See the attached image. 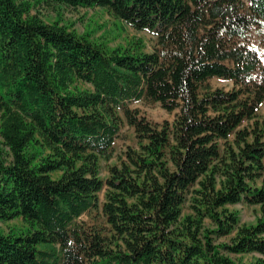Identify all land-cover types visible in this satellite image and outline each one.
<instances>
[{"label":"trees","instance_id":"16d2710c","mask_svg":"<svg viewBox=\"0 0 264 264\" xmlns=\"http://www.w3.org/2000/svg\"><path fill=\"white\" fill-rule=\"evenodd\" d=\"M41 4L105 9L156 46L110 48ZM263 104L264 0H0V221L25 225L0 231V264H264ZM124 120L137 145L103 180ZM104 188L106 232L82 220Z\"/></svg>","mask_w":264,"mask_h":264},{"label":"rangeland","instance_id":"374dc122","mask_svg":"<svg viewBox=\"0 0 264 264\" xmlns=\"http://www.w3.org/2000/svg\"><path fill=\"white\" fill-rule=\"evenodd\" d=\"M32 13H38L46 22L59 21L70 30L79 35H87L91 40L103 42L112 48L118 45H125L133 37L141 38L144 42V50L151 52L156 46V37L146 31H137L132 27L121 23L109 12L102 8H70L48 6L41 4L32 9ZM212 88H223L226 90L234 88L232 80L223 78H213L208 81ZM77 86L81 89L90 88L89 85L78 82ZM130 109H137L141 115L145 116L154 125L162 124L164 121L172 122L175 119L176 111L168 112L160 103H149L145 100L129 103ZM259 119L264 122V104L259 111ZM137 140L132 127L123 121L120 136L114 143V154L109 160H101L100 175L105 180L109 175V167L119 163L121 157L128 146L136 147ZM8 149L2 144L0 137V159L8 158ZM105 188L98 194V206L82 216L85 224L93 229L106 232L109 228L102 214V204L104 202ZM231 209L238 210L240 213V223H251L255 221L258 208L249 207L245 204L231 206ZM185 213L189 210L184 208ZM21 219H14L8 222L0 221V231L8 233L12 229L24 228ZM255 254H244L232 256L236 264L255 263Z\"/></svg>","mask_w":264,"mask_h":264}]
</instances>
